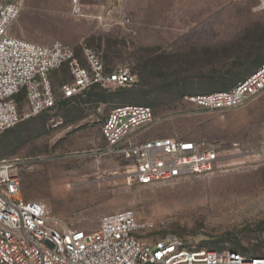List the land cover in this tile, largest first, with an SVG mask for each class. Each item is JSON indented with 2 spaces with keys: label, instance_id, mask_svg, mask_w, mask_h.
Returning a JSON list of instances; mask_svg holds the SVG:
<instances>
[{
  "label": "rangeland",
  "instance_id": "1",
  "mask_svg": "<svg viewBox=\"0 0 264 264\" xmlns=\"http://www.w3.org/2000/svg\"><path fill=\"white\" fill-rule=\"evenodd\" d=\"M71 1L25 0L13 35L68 44L80 65L84 46L99 48L106 70L126 67L136 82L97 85L80 101L60 100L0 133V159H20V197L44 202L74 227L94 229L101 216L130 209L148 224L140 236L149 243L174 235L198 248L264 253V94L224 114L188 100L230 88L264 64V11H254L257 1L172 0L166 8L197 9L151 16L137 4L129 28L107 33L109 20L73 15ZM68 72L60 70L59 81H69ZM130 103L154 112L146 137L218 142L225 166L159 185L129 182L123 169L92 151L103 144L107 113Z\"/></svg>",
  "mask_w": 264,
  "mask_h": 264
},
{
  "label": "built area",
  "instance_id": "2",
  "mask_svg": "<svg viewBox=\"0 0 264 264\" xmlns=\"http://www.w3.org/2000/svg\"><path fill=\"white\" fill-rule=\"evenodd\" d=\"M254 11H264L256 0ZM25 0H0V133L19 122L54 109L60 100L82 95L93 85L131 87L128 68L107 71L103 50L83 47L80 65L72 46L45 45L13 35L12 26ZM73 15H85L80 0L71 1ZM109 26L130 27L123 9L104 7ZM99 20V17H98ZM67 65L69 81L52 85L50 73ZM264 94V64L227 89L188 98L197 108L224 114ZM155 123L151 107H113L101 124V147L92 151L123 169L129 182L159 185L212 175L225 166L221 144L177 136L146 137ZM17 157L0 159V264H264V253L198 248L168 235L147 242L148 226L130 210L105 214L94 229L74 227L51 213L40 200L19 195ZM118 169V170H119Z\"/></svg>",
  "mask_w": 264,
  "mask_h": 264
},
{
  "label": "crops",
  "instance_id": "3",
  "mask_svg": "<svg viewBox=\"0 0 264 264\" xmlns=\"http://www.w3.org/2000/svg\"><path fill=\"white\" fill-rule=\"evenodd\" d=\"M80 1L83 5L84 12L86 14H88L87 17H89V15H91L97 19L99 17V20L102 19V20H106V21L108 20V18L106 17L104 7H113V8L121 9V8H123V6H126L125 4L127 3L128 12H126V13H127V16L130 18V20L132 21V24H133V20H132L131 15L133 14V12H132L134 10L133 8H135L137 4L141 5L143 3V7L145 10L144 13L146 16H151L154 14H178V15L179 14H193L194 11L197 9V8H194L191 6L187 7V8H185L184 6H182V7L177 6L175 8L174 7L166 8L172 2V0H80ZM205 14H207V12ZM115 27L121 29L120 26H110L109 27V26L105 25L103 30L107 33ZM85 65H86V63H85ZM85 65H83V66H85ZM63 68H66V70L68 72L67 66L64 65L59 70L53 71L50 73V79H51L52 85L54 87H58L62 83L65 82V81H59V79H58V74H59L60 70H62ZM105 68H106V66H105ZM107 71L109 72L111 70H107Z\"/></svg>",
  "mask_w": 264,
  "mask_h": 264
},
{
  "label": "trees",
  "instance_id": "4",
  "mask_svg": "<svg viewBox=\"0 0 264 264\" xmlns=\"http://www.w3.org/2000/svg\"><path fill=\"white\" fill-rule=\"evenodd\" d=\"M95 86H97V85H93L92 87H90L89 89H91V88H94ZM88 90V89H87ZM85 92V91H84ZM83 92V93H84ZM80 98H81V95H77V96H74V97H72V98H70V99H68V100H64V102H72V101H80Z\"/></svg>",
  "mask_w": 264,
  "mask_h": 264
},
{
  "label": "bare ground",
  "instance_id": "5",
  "mask_svg": "<svg viewBox=\"0 0 264 264\" xmlns=\"http://www.w3.org/2000/svg\"><path fill=\"white\" fill-rule=\"evenodd\" d=\"M118 174V173H117Z\"/></svg>",
  "mask_w": 264,
  "mask_h": 264
}]
</instances>
